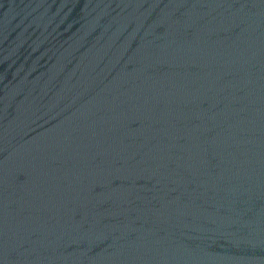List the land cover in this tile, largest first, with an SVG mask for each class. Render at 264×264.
<instances>
[{"label": "water", "instance_id": "95a60500", "mask_svg": "<svg viewBox=\"0 0 264 264\" xmlns=\"http://www.w3.org/2000/svg\"><path fill=\"white\" fill-rule=\"evenodd\" d=\"M0 264H264V0H0Z\"/></svg>", "mask_w": 264, "mask_h": 264}]
</instances>
